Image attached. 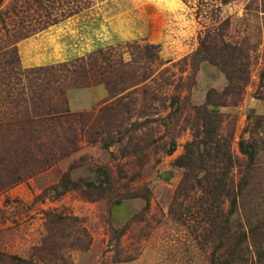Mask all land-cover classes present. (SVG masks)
Returning a JSON list of instances; mask_svg holds the SVG:
<instances>
[{
  "label": "rangeland",
  "instance_id": "1",
  "mask_svg": "<svg viewBox=\"0 0 264 264\" xmlns=\"http://www.w3.org/2000/svg\"><path fill=\"white\" fill-rule=\"evenodd\" d=\"M233 1L190 0L197 57L103 50L97 100L67 89L86 64L24 68L18 44L61 23L73 44L125 2L0 0V264H264V0ZM201 57L229 80H196Z\"/></svg>",
  "mask_w": 264,
  "mask_h": 264
},
{
  "label": "crops",
  "instance_id": "2",
  "mask_svg": "<svg viewBox=\"0 0 264 264\" xmlns=\"http://www.w3.org/2000/svg\"><path fill=\"white\" fill-rule=\"evenodd\" d=\"M123 1L125 2L124 11L117 12L114 7H110L109 12L104 10L105 14L101 19L96 20L91 29L81 31L78 41L73 44H70L66 36L62 34L63 27H66L63 26L65 23L20 42L17 49L22 66L34 68L55 65L120 42L142 41L158 46V58L168 65L197 50L200 33L197 32L198 23L195 24L192 21L190 8L187 7L190 0ZM199 1L217 2V0ZM104 3L106 1L100 4ZM243 6L242 0H236L227 5H221V11L239 18L243 17ZM261 16L264 23V13H261ZM45 39L47 43L43 44ZM263 53L262 45H260L256 54ZM202 72L215 77L218 83L222 81L226 83L223 74L213 65L203 63L196 73V80ZM78 92H82L79 95L84 94L97 100L107 95L103 86H95L84 90H74L70 96L73 98L79 96Z\"/></svg>",
  "mask_w": 264,
  "mask_h": 264
},
{
  "label": "trees",
  "instance_id": "3",
  "mask_svg": "<svg viewBox=\"0 0 264 264\" xmlns=\"http://www.w3.org/2000/svg\"><path fill=\"white\" fill-rule=\"evenodd\" d=\"M198 43L199 44H198L197 50L195 52H193L189 56H191V57H197V55L201 52V47L203 46L204 43H203V41H202V39L200 37H199ZM148 48H153V50L154 49L158 50V46H154V45H148ZM105 49L106 50L108 49L107 52H110L113 49V47L111 46V47H107ZM105 49H99L96 52H91V54H93V53H95V54H93V55H91L89 57V62L88 63H86L85 59L77 58L78 60H76L75 62H73L71 64L74 68L78 67L77 64H80V63L82 65L86 64L87 67H88V69L90 70V72H93V73H91V77H89L87 75L88 73H85V72H87V70H85L83 66H81V68L78 67L79 69H81V71H83L81 74L85 75V76H83V77L80 78L79 75L77 76L78 68H76L73 71V74H72L74 78L72 79L71 84H69V87L67 89H77V88H80V87L81 88L82 87L83 88H89V87H95V86H105L106 88L109 87V82L105 78H103V76H102L103 74H101V73L98 72L101 69L100 64H99V61L100 62H106L107 61V59H104L103 58V52L102 51L105 50ZM87 55H90V53L87 54ZM156 58L158 59V55H156ZM203 63H208L210 65H213V66L217 67L218 70L223 74V76L225 78V81L226 80H229L230 75H229L228 72H225V70L222 69L221 67H219L218 64H214L213 62L207 60L204 57H201L198 60V62H196L195 65H192L193 66L192 69L195 71L194 77L196 76V73L198 72L200 66ZM96 68H98L99 70L96 71L95 70ZM243 73L245 74V81H243V82H246L248 80L247 75L249 74L248 73V65H247V69ZM98 75H99V77H98ZM204 105H205V108L207 110L208 117L214 115V113H212L211 110L215 109L216 106L215 105H210V103L207 102V97H206V102L204 103ZM36 114H39V112H37ZM31 122L32 121L30 119L26 118V121L25 122H22L21 121L20 124H29ZM232 202L235 204V201L234 200ZM244 237H245V235H243V238Z\"/></svg>",
  "mask_w": 264,
  "mask_h": 264
}]
</instances>
